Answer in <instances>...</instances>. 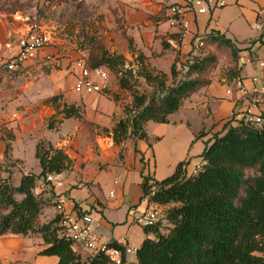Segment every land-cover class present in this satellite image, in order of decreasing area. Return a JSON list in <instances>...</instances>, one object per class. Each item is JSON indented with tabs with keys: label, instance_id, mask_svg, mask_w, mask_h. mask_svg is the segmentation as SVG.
Masks as SVG:
<instances>
[{
	"label": "crops",
	"instance_id": "crops-1",
	"mask_svg": "<svg viewBox=\"0 0 264 264\" xmlns=\"http://www.w3.org/2000/svg\"><path fill=\"white\" fill-rule=\"evenodd\" d=\"M79 1L94 3L99 12L106 16L109 30H106L105 35L109 36L103 47L111 53L122 54L128 67L138 68L136 59L139 54H143L146 57L144 63L149 69L163 71L170 78L173 63L176 60L178 65L186 63L190 59V53H194L198 39L216 32L231 39L240 49L238 78L228 81L217 70L212 83L185 99L175 112L191 114L194 118L202 116L201 131L202 137L206 138L205 146L215 133L223 129L228 120L243 116L245 102L237 82L242 81L250 89L264 87V79L259 84L252 82V77L260 72L257 61L264 60V0H226V5L214 8L207 14L188 12L184 16L187 27L172 21L170 7L185 5L189 0ZM256 23L262 24V28L256 29ZM28 27L29 25L22 27L17 23L0 27V62L3 63L8 45L15 52L18 50L17 40L27 33ZM43 28L51 34L52 44L40 52L38 60L29 62L12 75L21 77L34 68L39 71L52 69L51 71H56L55 78L49 88H42L43 84L37 82L20 91L19 97L9 104L8 111H3L0 117V134L9 139L0 141L1 157L5 158L4 151L9 144V158L13 159L15 165L10 168L19 169L21 174L39 175L41 167L36 158L37 143L41 139L51 141L55 147L65 151L71 165L61 174L54 175L52 191L38 181L35 192H44V199L57 196L58 200L65 201V207L69 211L77 206L82 211L89 212L93 219L111 231L114 241L140 247L148 235L144 232V227L136 223V219L153 208L159 210L160 219L162 211L166 209L165 206L149 203L143 198V175L160 178L157 173L165 166L168 151L177 152V162H189L188 169L195 167L191 164V139L181 137L178 130L171 137L169 148L153 147L150 142L152 136L159 133L164 136L170 129L151 133L148 131L151 121H148L145 124L148 140L129 137L122 144H115L113 138L101 133L98 127L112 129L118 119L125 117L120 96L118 100H111L105 94L77 93L74 89L77 73L74 61L80 50H84L89 57L93 50L92 44L67 43L58 36L56 27L48 29L43 24ZM253 30L258 33L253 35ZM129 40L133 41L134 50L131 49ZM48 54L53 57L50 63L42 60ZM133 57L134 61L129 63ZM60 68L62 70L58 73ZM116 88L124 91L119 85ZM56 95H61L59 101L51 102L50 99ZM10 97L14 98L13 95ZM64 103L82 105L85 109L84 117L63 119L62 114H58L57 118L63 119V122L58 129H50L49 119L63 109ZM18 106H22V114L16 112ZM258 112L264 113V102L260 104ZM173 116L174 113L169 117L170 122L163 124V128L184 121L180 118L174 120ZM101 141H104L105 146ZM115 167L120 171L118 177H115ZM104 190L109 191L108 197ZM106 209L124 211L121 218L113 219L105 214ZM57 214L56 206H47L41 216L42 221L47 222ZM44 246L45 241L40 235L4 234L0 236V264H58L57 256L39 254ZM81 254L86 256L88 252Z\"/></svg>",
	"mask_w": 264,
	"mask_h": 264
},
{
	"label": "trees",
	"instance_id": "trees-1",
	"mask_svg": "<svg viewBox=\"0 0 264 264\" xmlns=\"http://www.w3.org/2000/svg\"><path fill=\"white\" fill-rule=\"evenodd\" d=\"M205 40L230 50L232 67L223 75L228 81L238 78L240 49L217 32L200 37V44ZM129 43L134 50L133 41ZM100 48L92 50L88 65L113 72L119 87L133 96L132 106L124 109L126 116L118 119L112 129L98 127L118 145L129 137L148 140L145 129L148 121L169 123L170 115L180 109L185 99L212 83V70L218 64L215 53L205 56L190 53V59L183 64L184 75L178 68V60L173 63L169 83L165 72L145 65L143 54L138 55L135 69L126 66L122 54ZM134 77L145 79L153 87L151 93L136 90L131 83ZM60 98L61 95H56L50 101L57 103ZM84 113L82 105L64 103L63 109L49 119L48 127L58 129L64 118L82 119ZM58 114L63 119H58ZM261 116L260 124L248 121L245 113L239 119L228 120L206 142L197 172H193L194 167L188 169L187 161H181L171 175L161 180L143 175V198L159 206L173 204L166 211L171 227L164 233L160 222L144 227L148 237L138 248L137 258L123 264H264V113ZM9 151L7 144L5 156H9ZM36 158L41 167L39 175L22 174L18 186L11 183L10 177L0 178V236L40 235L45 246L39 254L57 256L58 264H108L102 251L83 256L72 250L70 240L60 234L59 214L42 221L44 208L57 202L37 194V183L40 179L49 182V175L66 171L71 160L63 149L47 139L38 141ZM248 170H253V174ZM72 212L79 217L90 214L77 206ZM109 246L123 248L114 240Z\"/></svg>",
	"mask_w": 264,
	"mask_h": 264
},
{
	"label": "rangeland",
	"instance_id": "rangeland-1",
	"mask_svg": "<svg viewBox=\"0 0 264 264\" xmlns=\"http://www.w3.org/2000/svg\"><path fill=\"white\" fill-rule=\"evenodd\" d=\"M35 19H41L48 29L56 27L58 36H61L63 40L67 41V43H83L84 45L91 43L95 51H100V47L103 46V43H106V39L109 36L105 35L106 30H109L106 24V16L103 13H100L98 8L92 2L84 3L79 0H0V27H8L14 23L25 27L35 21ZM256 33H258V31L253 30V35ZM198 43L194 55L205 56L208 53H215L217 55L218 64L215 69L212 70V77L217 70H220L223 75L225 71H228V69L232 67V55L229 49L225 47H217L214 44L208 43L207 40H205L203 44H200L198 39ZM132 61H134V57L129 60V63ZM2 67L3 64L0 62V117H2L3 111L6 109L8 111L10 108L9 104L19 97V94H21L20 91L22 92V90L33 86V84L37 82L43 84L42 88H49L56 73V71H51L52 69H42V71H39L34 68L31 69L29 73L20 77L19 75H8L7 71L4 67L2 69ZM178 68L181 70L182 75H184L186 67L182 64L178 65ZM135 69L137 68L135 67ZM60 70H62V68L58 69L57 72L59 73ZM5 75H8V77H5ZM117 82L116 75L111 72V82L105 95H108L107 99L111 100H113L116 95L120 96V100H122L123 104L124 116H126L124 109L125 107L132 106L133 96L128 90L119 91L116 88L118 85ZM131 83L140 93L150 94L153 90V87L147 84L142 77L132 78ZM169 83H172L171 77L169 78ZM7 94L13 95L14 98ZM46 102L48 103V100ZM21 110L22 106H18L16 112L22 114ZM201 117L202 116H196L194 118L191 114H184V112L174 113V120L180 118V120L183 119L184 121L182 123L179 122L172 124L166 128H163L164 123L149 122L148 131L151 133L154 131L156 132V130H158V132H165L170 129V132L168 134L164 133V136H162L161 133L153 135L152 140L150 141L151 146L153 145L154 147L156 145L158 148L166 146L169 148L172 142L171 137L176 135V131L179 130L181 137H184L186 140L191 139V164L193 166L200 165L202 162L200 154L205 147L204 140H206L205 137H202L203 135L200 136L202 132ZM8 139L9 138L6 137V135L0 134V141ZM194 140L196 141L194 142ZM101 144L105 146L104 141H101ZM1 154L2 153L0 152V178L10 177L11 183L18 186L21 182V171L19 169L13 170V168H10L15 166L13 159L9 158V156L3 158L1 157ZM177 158V152L168 151L165 158V166L158 171L157 174L160 178L157 179L161 180L175 171L177 164L179 163L176 161ZM114 171L115 177H118L120 174L119 168L115 167ZM248 173L253 174V170H248ZM5 174L6 176H3ZM39 181L47 185L46 188L49 191H52L53 186L50 185L52 181L46 182L42 179ZM88 192H90V190ZM108 192L109 191L104 190L105 196L107 197ZM56 197L57 196H52L51 200L58 203L59 200ZM53 205L56 206V203ZM170 206H165L166 209L162 211V217L160 219L158 218L163 233L171 227L169 221L166 220V211ZM123 211L124 209L119 211L106 209L105 214L110 216V218L119 219L122 217Z\"/></svg>",
	"mask_w": 264,
	"mask_h": 264
},
{
	"label": "built area",
	"instance_id": "built-area-1",
	"mask_svg": "<svg viewBox=\"0 0 264 264\" xmlns=\"http://www.w3.org/2000/svg\"><path fill=\"white\" fill-rule=\"evenodd\" d=\"M85 1V0H81ZM226 5V0H189L185 5H172L170 13L174 23H180L187 27L184 16L188 12L195 14H207L212 9ZM260 14L262 11L259 12ZM256 29H261L262 24L256 23ZM52 44V37L44 30L41 19H35L29 24L27 33L17 40L18 50L15 52L11 45L3 56V66L8 75L22 69L29 62L38 60L40 52ZM52 55H44L42 60L50 63ZM88 56L84 50L79 51V56L74 61L76 73L75 91L86 94H106L111 82V72L105 67L91 68ZM259 73L252 77L253 84H259L264 79V60L257 61ZM239 91L245 102L244 113L247 120L252 123H262V116L258 112L260 104L264 102V87L248 88L242 81L237 82ZM230 93L231 91L228 90ZM201 165L194 167L197 172ZM48 181H54V175L48 176ZM56 209L60 215V234L71 242L72 250L76 253L102 251L108 257V264H123L132 262L137 258L138 246L127 243L123 248L111 247L112 233L93 219L90 214L79 217L76 213L65 207V201L59 200ZM159 210L153 208L136 219V223L142 227L153 226L159 218Z\"/></svg>",
	"mask_w": 264,
	"mask_h": 264
}]
</instances>
